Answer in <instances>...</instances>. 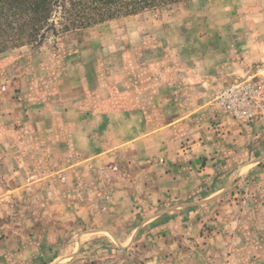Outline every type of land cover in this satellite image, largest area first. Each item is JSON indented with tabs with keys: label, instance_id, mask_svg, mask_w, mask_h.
Segmentation results:
<instances>
[{
	"label": "rangeland",
	"instance_id": "rangeland-1",
	"mask_svg": "<svg viewBox=\"0 0 264 264\" xmlns=\"http://www.w3.org/2000/svg\"><path fill=\"white\" fill-rule=\"evenodd\" d=\"M263 65L264 0L0 54V264H264V112L216 102Z\"/></svg>",
	"mask_w": 264,
	"mask_h": 264
},
{
	"label": "trees",
	"instance_id": "trees-1",
	"mask_svg": "<svg viewBox=\"0 0 264 264\" xmlns=\"http://www.w3.org/2000/svg\"><path fill=\"white\" fill-rule=\"evenodd\" d=\"M182 0H0V54Z\"/></svg>",
	"mask_w": 264,
	"mask_h": 264
},
{
	"label": "built area",
	"instance_id": "built-area-1",
	"mask_svg": "<svg viewBox=\"0 0 264 264\" xmlns=\"http://www.w3.org/2000/svg\"><path fill=\"white\" fill-rule=\"evenodd\" d=\"M259 73L220 90L216 94L218 106L232 118L244 123L261 115L264 112V65Z\"/></svg>",
	"mask_w": 264,
	"mask_h": 264
},
{
	"label": "crops",
	"instance_id": "crops-1",
	"mask_svg": "<svg viewBox=\"0 0 264 264\" xmlns=\"http://www.w3.org/2000/svg\"><path fill=\"white\" fill-rule=\"evenodd\" d=\"M255 130H258V128L259 129H262V130H264V116L258 121V122H256V124H255ZM251 129V128H250ZM250 129H249V131H250ZM253 129V128H252ZM251 132V131H250ZM136 135H138V133L136 134ZM154 136V135H153ZM137 136H135L134 138H136ZM133 138V139H134Z\"/></svg>",
	"mask_w": 264,
	"mask_h": 264
}]
</instances>
